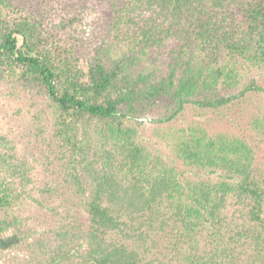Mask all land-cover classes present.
<instances>
[{"label":"trees","instance_id":"trees-1","mask_svg":"<svg viewBox=\"0 0 264 264\" xmlns=\"http://www.w3.org/2000/svg\"><path fill=\"white\" fill-rule=\"evenodd\" d=\"M87 11L103 14L93 43L78 31ZM263 70L264 0H0V86L58 112L86 215L81 243L48 264H264V113L255 135L181 130V172H152L130 128L161 97L175 105L166 123L190 104L246 105L264 88L245 80ZM92 134L117 152L90 160ZM6 147L0 137V251L22 241L6 235L19 197L8 177L23 194L31 171Z\"/></svg>","mask_w":264,"mask_h":264},{"label":"rangeland","instance_id":"rangeland-1","mask_svg":"<svg viewBox=\"0 0 264 264\" xmlns=\"http://www.w3.org/2000/svg\"><path fill=\"white\" fill-rule=\"evenodd\" d=\"M102 17L99 11L85 13L78 27L84 40L93 43L104 37L94 23ZM118 38L112 35V47L117 52L123 42L122 35ZM251 78L264 88V70L253 72L245 81ZM174 108L170 99L161 97L130 126L135 146L154 173L173 167L178 168L177 172L182 171L176 148L181 130L202 131L210 137L255 135L261 126L256 115L264 113V94H249L246 105H229L214 112L199 110L190 104L172 121L160 122ZM58 121V112L46 99L19 88L0 86V137L7 144L1 150L17 161L27 162L31 168L23 194L20 180L8 177L19 197L8 211L16 217L17 225L6 235L17 233L22 241L13 249L0 251V264H48L58 248L81 243L78 229L83 227L86 217L83 199L67 170L70 152L58 135ZM92 137V147L87 151L90 160L97 159L94 154L102 148L117 152L110 141L101 146L94 134ZM186 177L197 179L192 171ZM84 186L88 196L89 189Z\"/></svg>","mask_w":264,"mask_h":264}]
</instances>
